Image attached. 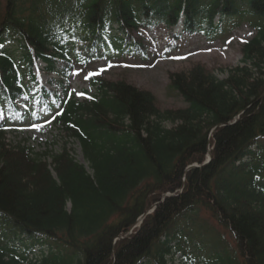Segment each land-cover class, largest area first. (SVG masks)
Listing matches in <instances>:
<instances>
[{
  "label": "trees",
  "instance_id": "trees-1",
  "mask_svg": "<svg viewBox=\"0 0 264 264\" xmlns=\"http://www.w3.org/2000/svg\"><path fill=\"white\" fill-rule=\"evenodd\" d=\"M180 17L186 34L209 40L246 20L255 36L240 49L242 67L223 80L200 65L171 74L169 90L186 104L179 110L101 78L91 80L88 99L67 96L76 62L144 56L133 35ZM38 61L62 93L48 119L67 139L55 153L5 136L16 100L45 104L51 95L34 76ZM0 113L10 117L0 123V264H167L179 249L184 264H264V0H0ZM208 148L210 162L186 171L202 165ZM199 209L230 232L233 254L221 243L213 257L191 251ZM44 242L55 250L30 262Z\"/></svg>",
  "mask_w": 264,
  "mask_h": 264
},
{
  "label": "rangeland",
  "instance_id": "rangeland-1",
  "mask_svg": "<svg viewBox=\"0 0 264 264\" xmlns=\"http://www.w3.org/2000/svg\"><path fill=\"white\" fill-rule=\"evenodd\" d=\"M179 30L180 27H177L169 33L159 27L141 30L138 35L134 34V37L140 39L147 48V57L144 59H128L123 62L121 59L111 61L95 59L89 62H84L82 59L81 63H75L67 86L68 94L82 100L84 92L93 93L90 80L101 78L111 82L122 81L138 90L151 93L156 99L157 107L162 111L184 109L186 104L182 97L177 92L169 90L170 75L186 72L193 66L200 65L219 80H223L226 78L227 72L240 66L242 59L240 48L254 36L252 29L243 22L230 34L213 42H206L201 36L193 38L183 36L177 42L171 41V35L179 34ZM166 46H174V48L167 52ZM90 73L99 74L89 76ZM86 76L89 78L85 79ZM50 78V76H41V83L45 85ZM45 86L47 87V84ZM52 89L48 86V90ZM19 108L22 109V101L19 102ZM35 114L45 118L46 113L42 109L38 112L34 109L33 115ZM14 126L20 127H15L13 132L7 133V140L11 144L24 142L32 147L34 153L37 154L58 152L67 140L57 129L45 123L26 120L18 125L15 123ZM66 148L70 151L73 150L76 161L83 163L79 147L76 144L68 143ZM48 162L50 161L48 160ZM204 212V210L193 212L198 224L219 235H227L210 218V215ZM225 238L228 246H232L228 235ZM49 247L51 246L45 245L41 248H34L29 258L32 261L39 259L40 250L45 252ZM177 258L179 257L177 256Z\"/></svg>",
  "mask_w": 264,
  "mask_h": 264
},
{
  "label": "snow or ice",
  "instance_id": "snow-or-ice-1",
  "mask_svg": "<svg viewBox=\"0 0 264 264\" xmlns=\"http://www.w3.org/2000/svg\"><path fill=\"white\" fill-rule=\"evenodd\" d=\"M101 71H103V69H101ZM98 74H99V73H90L89 76H91V75H98ZM89 76H86L85 79H88Z\"/></svg>",
  "mask_w": 264,
  "mask_h": 264
}]
</instances>
